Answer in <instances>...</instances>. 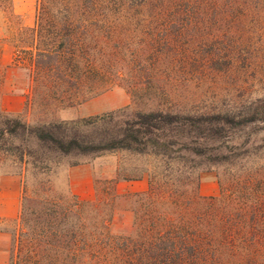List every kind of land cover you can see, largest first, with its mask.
Instances as JSON below:
<instances>
[{
    "label": "trees",
    "instance_id": "obj_1",
    "mask_svg": "<svg viewBox=\"0 0 264 264\" xmlns=\"http://www.w3.org/2000/svg\"><path fill=\"white\" fill-rule=\"evenodd\" d=\"M91 1L37 0L29 29L32 79L58 102L53 108L99 93L85 90L77 72L83 58L75 31L79 20L94 11ZM6 137L11 145L3 148L7 142L1 141L0 151L32 177L50 176L66 160L68 167L114 151L128 155L107 187L115 198L120 196L114 188L118 180H148L147 190L122 196L135 197L143 207L134 233L115 239L128 264H264V170L257 171L264 168V94L225 109L127 105L33 123L0 111V139ZM206 171H216L218 195L198 194L200 173ZM252 181H259L256 188ZM36 184L38 189L21 196L7 264H75L87 239L83 214L90 209L98 217L100 202L78 199L69 184L65 195L52 200L41 192L50 189L51 181Z\"/></svg>",
    "mask_w": 264,
    "mask_h": 264
},
{
    "label": "rangeland",
    "instance_id": "obj_2",
    "mask_svg": "<svg viewBox=\"0 0 264 264\" xmlns=\"http://www.w3.org/2000/svg\"><path fill=\"white\" fill-rule=\"evenodd\" d=\"M135 2L92 0L94 11L79 20L75 37L83 59L77 72L85 90L98 95L121 91L129 99L127 105L134 108L197 111L237 107L264 94V0H148L141 6ZM36 6L37 0H0V101L6 94L35 86L29 113L0 111L20 114L27 123L59 119L60 109L53 108L58 102L32 79L29 29L35 23ZM42 97L50 104H44ZM1 141L8 143L4 148L11 139ZM127 158L125 152L114 151L91 160L99 215L90 209L83 214L87 239L75 264H128L115 239L134 233L135 217L142 215L143 207L135 197L111 198L107 190ZM66 163L50 176L32 177L12 155L0 151V175L23 172L24 195L39 188L37 181H51L50 189L41 191L47 198L65 195ZM261 168L257 171L263 172ZM252 183L256 188L259 181ZM217 184L216 195L221 190ZM16 229L17 220H0V231L9 233L11 248Z\"/></svg>",
    "mask_w": 264,
    "mask_h": 264
},
{
    "label": "crops",
    "instance_id": "obj_3",
    "mask_svg": "<svg viewBox=\"0 0 264 264\" xmlns=\"http://www.w3.org/2000/svg\"><path fill=\"white\" fill-rule=\"evenodd\" d=\"M31 86L24 88L19 94H6L0 101L1 110L19 113L27 110L31 104ZM129 103V99L121 91L112 90L92 97L80 104L60 108L56 116L59 119L70 120L79 117L98 114L112 110ZM67 181L73 194L80 200H91L95 196V163L90 161L77 165L68 166L66 170ZM23 172L4 173L0 175V220H17L20 213L22 194ZM148 180L146 177L132 180H118L115 183V193L129 195L147 190ZM218 184L214 172H201L198 194L201 196H213L218 193ZM10 235L0 231V264H7L10 253Z\"/></svg>",
    "mask_w": 264,
    "mask_h": 264
}]
</instances>
